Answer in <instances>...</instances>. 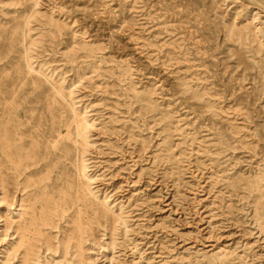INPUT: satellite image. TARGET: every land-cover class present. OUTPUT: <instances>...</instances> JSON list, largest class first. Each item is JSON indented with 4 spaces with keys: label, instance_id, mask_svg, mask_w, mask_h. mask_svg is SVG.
<instances>
[{
    "label": "rangeland",
    "instance_id": "374dc122",
    "mask_svg": "<svg viewBox=\"0 0 264 264\" xmlns=\"http://www.w3.org/2000/svg\"><path fill=\"white\" fill-rule=\"evenodd\" d=\"M73 110L88 144L51 163L28 264H264V0H0V166ZM27 194L0 201V264Z\"/></svg>",
    "mask_w": 264,
    "mask_h": 264
},
{
    "label": "bare ground",
    "instance_id": "6f19581e",
    "mask_svg": "<svg viewBox=\"0 0 264 264\" xmlns=\"http://www.w3.org/2000/svg\"><path fill=\"white\" fill-rule=\"evenodd\" d=\"M34 5L37 3L35 2ZM28 68L31 70L30 66ZM72 122L74 130H70V125L65 127V133L57 141L59 147L54 144L49 148V128L46 135L37 134L31 150H23L22 144L3 142L1 151L3 165L0 166V201L6 200L9 207L13 206L15 196L8 200L11 196V185H14V194L23 191L28 193L27 199L18 200V219L15 221L17 241L6 249L7 255L18 250L21 251L20 264H28L35 253L36 246L33 242H36L37 238L34 235L41 234L38 226H49V202L52 201L49 199V189L54 185L49 177V172H52L51 163L54 159L68 161L71 147L76 149L78 144H82L83 147L88 144L89 121L73 110ZM6 140H9L8 137ZM56 153L59 154L58 157H55ZM73 167L79 178L78 190L82 191L83 195L87 193L92 196L90 185L93 178L85 161L78 160V162H74ZM25 200L28 201V204L23 206L22 201ZM101 204L103 210L107 209L105 198ZM23 208L24 211H21ZM213 258H216L221 264L227 260L226 255L222 254L220 250L214 252Z\"/></svg>",
    "mask_w": 264,
    "mask_h": 264
}]
</instances>
